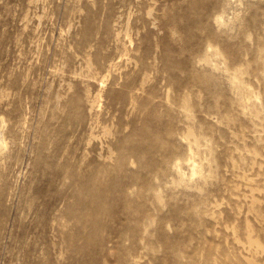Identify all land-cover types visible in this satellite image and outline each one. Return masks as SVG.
I'll list each match as a JSON object with an SVG mask.
<instances>
[{"label": "rangeland", "instance_id": "1", "mask_svg": "<svg viewBox=\"0 0 264 264\" xmlns=\"http://www.w3.org/2000/svg\"><path fill=\"white\" fill-rule=\"evenodd\" d=\"M0 264H264V0H0Z\"/></svg>", "mask_w": 264, "mask_h": 264}, {"label": "bare ground", "instance_id": "2", "mask_svg": "<svg viewBox=\"0 0 264 264\" xmlns=\"http://www.w3.org/2000/svg\"><path fill=\"white\" fill-rule=\"evenodd\" d=\"M220 16L222 17V15H220ZM220 20H221V19H220ZM220 20H219V21H220ZM235 80H236V79H235ZM233 81H234V80H233ZM238 84H239V83H238ZM247 97H248V96H247ZM246 99H247V98H246ZM191 159H192V158H191ZM191 159H189V160H191ZM194 170H195V169H194ZM194 170H193V172H194ZM197 171H198V170H197ZM194 174H195V173H194ZM191 178H192V177H191Z\"/></svg>", "mask_w": 264, "mask_h": 264}]
</instances>
